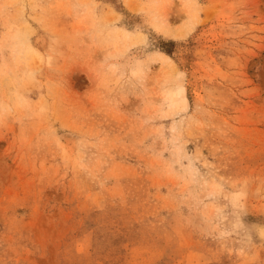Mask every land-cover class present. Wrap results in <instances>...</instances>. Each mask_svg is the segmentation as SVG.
I'll list each match as a JSON object with an SVG mask.
<instances>
[{
	"label": "rangeland",
	"instance_id": "374dc122",
	"mask_svg": "<svg viewBox=\"0 0 264 264\" xmlns=\"http://www.w3.org/2000/svg\"><path fill=\"white\" fill-rule=\"evenodd\" d=\"M0 264H264V0H0Z\"/></svg>",
	"mask_w": 264,
	"mask_h": 264
},
{
	"label": "trees",
	"instance_id": "16d2710c",
	"mask_svg": "<svg viewBox=\"0 0 264 264\" xmlns=\"http://www.w3.org/2000/svg\"><path fill=\"white\" fill-rule=\"evenodd\" d=\"M165 52L168 54H171V50L170 49H165Z\"/></svg>",
	"mask_w": 264,
	"mask_h": 264
}]
</instances>
